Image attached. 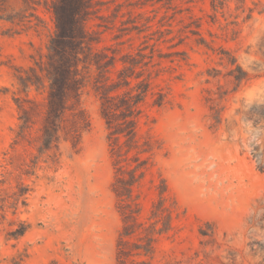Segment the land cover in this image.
I'll list each match as a JSON object with an SVG mask.
<instances>
[{
  "label": "rangeland",
  "instance_id": "obj_1",
  "mask_svg": "<svg viewBox=\"0 0 264 264\" xmlns=\"http://www.w3.org/2000/svg\"><path fill=\"white\" fill-rule=\"evenodd\" d=\"M53 1L0 0V264H264V0H91L84 86L46 143L47 80L19 77L43 76ZM143 83L116 164L101 95Z\"/></svg>",
  "mask_w": 264,
  "mask_h": 264
},
{
  "label": "trees",
  "instance_id": "obj_2",
  "mask_svg": "<svg viewBox=\"0 0 264 264\" xmlns=\"http://www.w3.org/2000/svg\"><path fill=\"white\" fill-rule=\"evenodd\" d=\"M91 4V0L53 1L50 8L54 15L56 30L49 41L46 64L41 67L44 71L43 76L36 73L35 67H31L33 77L29 75L19 77L23 90H27L30 86L39 90L44 86L43 77L47 80L43 124L46 143L58 139L63 115L69 109L71 100H78L84 86V77L80 74L79 65L87 61L85 55L88 42L84 22L90 13ZM95 64L106 71L113 65V60L95 61ZM238 68L241 70L240 67ZM123 80V84L130 83L126 77ZM119 85L121 82L114 84L112 88H117ZM146 90L147 83H143V88L135 93L127 91L119 96L105 92L101 95V111L108 129L111 151L116 156V164L123 161L124 155L136 145L139 103L143 100ZM140 168L141 161H138L130 169L131 174L128 179H118L121 190L127 196L131 194V186L137 180L136 172ZM24 231L25 228L19 230L16 236L22 235ZM126 233L128 234V231Z\"/></svg>",
  "mask_w": 264,
  "mask_h": 264
}]
</instances>
